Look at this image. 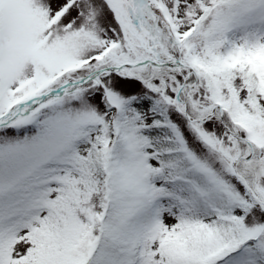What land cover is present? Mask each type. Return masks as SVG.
I'll return each mask as SVG.
<instances>
[{
  "label": "snow or ice",
  "instance_id": "obj_1",
  "mask_svg": "<svg viewBox=\"0 0 264 264\" xmlns=\"http://www.w3.org/2000/svg\"><path fill=\"white\" fill-rule=\"evenodd\" d=\"M0 264H264V0H0Z\"/></svg>",
  "mask_w": 264,
  "mask_h": 264
}]
</instances>
